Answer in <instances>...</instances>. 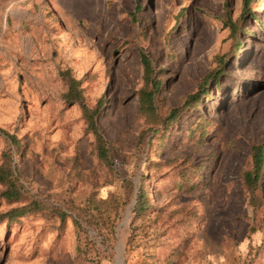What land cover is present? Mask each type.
<instances>
[{
    "label": "rangeland",
    "instance_id": "374dc122",
    "mask_svg": "<svg viewBox=\"0 0 264 264\" xmlns=\"http://www.w3.org/2000/svg\"><path fill=\"white\" fill-rule=\"evenodd\" d=\"M250 7L0 0V161L5 131L16 134L27 189L70 213L65 223L43 213L0 218V264H166L175 247L177 264H264V168L255 202L242 179L253 144L264 145V0ZM142 51L161 80V118L202 94L169 128L139 112ZM67 71L89 106L103 98L97 122L113 141L112 167L93 153L81 105L63 98ZM125 180L145 182L153 206L136 229L135 198L126 204L106 242L107 230L86 218L88 199L123 200ZM17 205L0 198V215Z\"/></svg>",
    "mask_w": 264,
    "mask_h": 264
},
{
    "label": "trees",
    "instance_id": "16d2710c",
    "mask_svg": "<svg viewBox=\"0 0 264 264\" xmlns=\"http://www.w3.org/2000/svg\"><path fill=\"white\" fill-rule=\"evenodd\" d=\"M251 3L252 0H244L247 11L251 10ZM140 9L141 7L138 5V10ZM141 60L144 67V83L139 90V112L146 117L148 123L153 125L163 124L169 128L177 118L185 112V110L191 108L194 104H199L201 102L200 98L202 94L198 92L189 94L182 106L171 109L170 115L161 118L155 103L156 93L161 86L159 73L153 64L152 59L145 51L141 52ZM62 74L64 78L67 79L68 85V89L64 93L63 98L68 103L78 102L81 105L83 118L87 124V130L94 134L93 153L106 167H112L115 159L113 141L104 135L97 122L100 107L103 106V98L99 100L97 105L93 107L89 106L85 101L83 89L80 87L81 82L72 76L67 75L70 74L68 71L63 72ZM203 87L205 88V85ZM150 130L151 129H148L147 131L149 132ZM201 133V136L204 137L206 134L205 128L202 129ZM5 134L8 137V145L3 150L0 161V184L2 186L0 190V198L10 204L18 205L13 206L5 213H2L0 215L1 220L12 222L16 220L19 221L21 216L43 213L49 218H53L54 221L65 223L67 217L70 216V213H68V210L63 205H58L51 201L37 198L30 193L29 189H27L25 184L26 179L20 172L14 156V148H20L22 146V139L13 133L5 131ZM146 138V131H143L140 135V142L145 143ZM12 143L15 145L14 147ZM251 159L252 164L243 171L242 179L245 189L250 194L251 199L255 202L258 184L262 179L264 168L263 144H253L251 148ZM125 183L127 193L123 200H120L119 197L115 195L103 199H97L92 195L88 199L89 205L86 207L87 210H85L87 213L86 218L89 219V222L92 220L96 221L98 227L107 230L108 233H103L106 242L109 240L110 236L115 233L116 219L119 217L126 204L130 203L135 198V204L132 209V224H134L136 229L139 228L137 224L148 217L150 208L153 206L145 182H142L140 186H137L128 180H125ZM135 189H137V192H135ZM92 210H97L99 219L94 217ZM71 216L76 230L78 232L84 230L82 221L78 218L79 215H73L71 213ZM80 246L81 245H78V250H80ZM178 249L180 248L178 247ZM176 251V247L172 249L165 259L166 264H177L174 257Z\"/></svg>",
    "mask_w": 264,
    "mask_h": 264
}]
</instances>
